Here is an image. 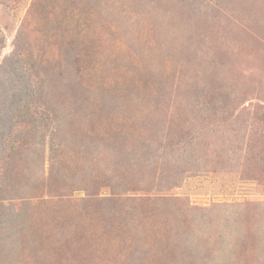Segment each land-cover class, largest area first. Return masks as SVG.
<instances>
[{
  "label": "trees",
  "instance_id": "1",
  "mask_svg": "<svg viewBox=\"0 0 264 264\" xmlns=\"http://www.w3.org/2000/svg\"><path fill=\"white\" fill-rule=\"evenodd\" d=\"M6 40L0 264H264V201L177 193L264 188V0H31Z\"/></svg>",
  "mask_w": 264,
  "mask_h": 264
},
{
  "label": "rangeland",
  "instance_id": "2",
  "mask_svg": "<svg viewBox=\"0 0 264 264\" xmlns=\"http://www.w3.org/2000/svg\"><path fill=\"white\" fill-rule=\"evenodd\" d=\"M31 0H20L17 4L8 1L0 4V35H5L7 40L3 55L11 50V39L17 29V24L22 19L26 7ZM7 4V5H6ZM96 48L106 51L112 48L113 43L109 42L105 35L98 36ZM261 57L248 58V55L241 61L244 73H248L246 81H253L258 87L264 90V65L257 60L264 61V53L259 50ZM94 71L90 72L92 76ZM253 105H262L264 108V97L253 100ZM178 195L189 200L190 204L197 207L207 208L213 203H243L248 200L264 201V188L252 182H242L238 178L222 176H206L186 179L182 188L178 190ZM76 195H81L77 193Z\"/></svg>",
  "mask_w": 264,
  "mask_h": 264
}]
</instances>
